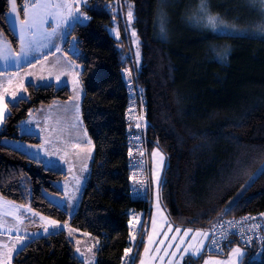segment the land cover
Instances as JSON below:
<instances>
[{
    "label": "trees",
    "instance_id": "trees-1",
    "mask_svg": "<svg viewBox=\"0 0 264 264\" xmlns=\"http://www.w3.org/2000/svg\"><path fill=\"white\" fill-rule=\"evenodd\" d=\"M109 1L91 0L93 5L85 8L89 21L71 31L80 49L73 56L82 65V115L95 145L76 212L71 216L51 197L63 193L58 181L67 176L64 171L3 141L10 137L40 142L34 134L20 133L21 121L43 104L69 99L68 86L28 83V97L8 101L10 111L0 130V195L99 239L97 264H123L126 248L131 249L130 264H138L145 231L142 228L133 239L131 221L136 212H151L152 183L146 197L132 196L128 136L134 127L126 117L130 93L124 70H133L146 116L148 154L160 148L167 156L161 196L172 219L210 227L224 217L263 210L264 174H257L250 185L249 178L264 165V32L259 31L264 21L247 11L246 31L219 33L194 20L199 0H131L141 37L138 68L129 49L120 45L123 41L110 32L114 15L106 5ZM212 1L226 12L234 2ZM9 8V0H0V31L16 46ZM202 259L188 264H201ZM13 264L82 260L75 242L61 229L30 239ZM245 264H264V251L261 259L247 256Z\"/></svg>",
    "mask_w": 264,
    "mask_h": 264
},
{
    "label": "rangeland",
    "instance_id": "rangeland-1",
    "mask_svg": "<svg viewBox=\"0 0 264 264\" xmlns=\"http://www.w3.org/2000/svg\"><path fill=\"white\" fill-rule=\"evenodd\" d=\"M255 1L234 0L233 5L228 7L229 12L221 11L212 0L207 1L208 14L218 17L222 25L228 27L218 25L216 30L208 27L206 19L205 21L200 20L199 5L195 6L198 8L194 13V20L202 22L209 29L219 33L246 31L248 29L246 28L247 11L260 14L264 21V10H262L264 6L258 0ZM26 2L27 0H24L23 4ZM69 2L75 5V0H69ZM23 4H20L17 0L18 9H21ZM91 5H93L91 0H86L85 3L79 5L80 12L88 17V19H84L79 23L89 21L90 15L85 8ZM106 5L114 15V24L110 26V32L115 38L123 41L120 45L125 49H129L128 51L134 59V67L140 68L142 62L141 37L134 24L136 14L133 1L112 0L107 2ZM129 11L132 12L131 20L128 18ZM233 13L235 14L233 15ZM7 19L18 36V43L15 46L5 31L2 30L0 31V45L6 43L8 46L5 50L6 54L10 51L14 57L20 51L19 22L24 19L23 11L19 10L18 13H11L9 8ZM76 24L73 23L70 27L62 29L57 37L48 42V47L42 48L39 52H33L27 57H21L18 64L12 60L0 59L2 69L0 71V94L4 95L6 103L8 101L15 102L11 96L14 91L19 90L24 97H28V83L36 85L55 84L57 87L68 86L71 90V109L66 108L71 111V117L62 125L59 123L51 125L45 116L41 120L32 119L27 121L33 110L30 111L28 117L21 121L20 133L29 134L32 132L41 140L40 142H28L22 138L10 137H4L3 139L5 143L26 151L31 157L43 160L48 167L59 169L67 174L66 177L58 181L63 193L60 195L52 194L51 197L56 203L65 207L71 216L74 215L80 204L84 188L89 179L93 158L92 148L95 147L88 131L87 137L83 136L84 128L83 123H81L83 121H80L79 102L80 97L84 96L85 89L81 79L82 65L73 56L78 55L80 51L77 38L71 35V31ZM50 26L51 21L46 27ZM73 37L76 38L75 42H73ZM53 45L58 46L60 50L57 51ZM137 52H139V56H137ZM129 69L131 72L133 71L130 67ZM21 84L23 89H20ZM5 89H7V92H5ZM9 111L7 104L3 120L0 121V130L3 129ZM69 197L72 198L69 199ZM17 217L20 219L17 220ZM41 217L46 219H41ZM50 221H57L60 227L51 228ZM45 227H49L48 232L44 231ZM61 229H66L68 235L69 231L72 232L69 237L75 242V253L81 260H88L91 264H97L96 249L100 245L99 239H95L90 233L80 232L77 228L72 227L69 222H62L41 214L34 211L28 204L18 203L0 195V253H3L0 260H3L4 264H13L17 251L13 250L9 253L8 250L13 247L18 239L23 238L24 247L33 237L46 235ZM97 241H99V244H97ZM77 248L80 249L79 252H77ZM89 249L92 251L90 252ZM81 253H83V256H81Z\"/></svg>",
    "mask_w": 264,
    "mask_h": 264
},
{
    "label": "crops",
    "instance_id": "crops-1",
    "mask_svg": "<svg viewBox=\"0 0 264 264\" xmlns=\"http://www.w3.org/2000/svg\"><path fill=\"white\" fill-rule=\"evenodd\" d=\"M1 70L2 69L0 67V71ZM83 98L84 96L80 97L79 112H81L80 121H83L81 122L83 123L84 128L83 136L87 137L88 130L82 115ZM4 103H6V99H4ZM6 104H8V102ZM66 108L71 109V97L69 99H56L50 103L41 105L40 107L33 110V112L27 118V121H31L32 119L41 120V118L45 116L48 118L47 120L51 125H56V123L62 125V123L68 121L71 117V111ZM43 112L44 114H42ZM29 134H32V132ZM88 135L89 137H91L90 134ZM92 142L94 143L93 139ZM94 152L95 147L92 148L93 157ZM153 153H155V155H153ZM149 164L151 166L152 175V188L150 191V198L152 200L151 212L147 216L144 212H136L134 213L131 221V228L134 239H136L138 232L142 228H144L145 231V245L138 264H141L142 260L144 261V264H188V260H197L200 257H203L201 264H205L206 260H208L210 264H212V262L214 261H223L224 264H233V261H235V264H245V252L242 247L237 245L235 242L230 243L228 250L224 254L208 253L207 246L211 238L214 226H186L178 224L172 219L161 196L162 180L167 164L166 154L160 148L154 149L149 155ZM153 221L155 223H153ZM177 227L181 228L180 233L175 232V229ZM187 228L200 230V232L209 233L210 235L206 238L203 235H198L196 232H191L188 234V236L184 237L183 230ZM173 237H175V239H173ZM181 237H183V242L181 241ZM201 241H204V248L200 256L184 255L183 257H181V253L177 252V249L175 247L177 244H180L181 250L185 247H188L189 245H191L193 248H200ZM237 247L241 249L242 255L239 257L230 255L232 249ZM146 248L148 249L147 252L145 251ZM173 252H177V255L175 257L171 255V253Z\"/></svg>",
    "mask_w": 264,
    "mask_h": 264
},
{
    "label": "snow or ice",
    "instance_id": "snow-or-ice-1",
    "mask_svg": "<svg viewBox=\"0 0 264 264\" xmlns=\"http://www.w3.org/2000/svg\"><path fill=\"white\" fill-rule=\"evenodd\" d=\"M86 0H75V5L73 3H70L69 0H27L26 3H24L21 7V9H18L17 6V0H9L10 4V12L11 13H18L19 10L23 11L24 19L20 20L19 22V43H20V51L15 54L13 57L11 52H7V44L4 43L3 45H0V59L3 60H12L14 63H19V60L21 57H27L31 55L33 52H39L42 48L48 47V42H51L54 37H57L58 34L61 32L62 29H65L67 27H70L73 23H79L84 19H88V17L84 16L79 9V5L81 3H85ZM259 3L264 6V0H259ZM264 10V9H262ZM198 13L200 16L201 21H205L208 27L212 28L213 30L217 29L218 25H222V22L219 21L218 17H214L208 14L207 11V0H199V8ZM128 18L131 20L132 18V12H128ZM51 21V26L46 27V25H49ZM222 27H228L227 25H222ZM161 33L164 34V26L163 21L161 22ZM259 31L264 32V28H260ZM135 35V33H133ZM76 38L73 37V42H75ZM53 47H56L57 51H59V47L56 45H53ZM137 56H139V52H137ZM127 71V70H126ZM130 74V73H129ZM78 84V81L76 82ZM20 89H23V85H20ZM26 91V89H24ZM5 92H7V89H5ZM12 100H14L16 103H18L20 100L24 99L22 93L18 91H14L11 94ZM7 108V104L4 103V95L0 94V121L3 120V117L5 115V109ZM131 155V153H130ZM155 155V153H153ZM257 174H264V165H261L260 168L257 169L256 173H253L252 176L249 178V185L251 182H254L255 178L257 177ZM72 197H69L71 199ZM231 204V202H230ZM20 218L17 217V220ZM41 219H46L44 217H41ZM245 219H252L251 217H246ZM22 222V221H21ZM153 223H155L153 221ZM231 224V221H229ZM50 227L51 228H58L60 225L57 221H50ZM171 227V226H169ZM45 232L49 231V227L44 228ZM176 233L181 232V228L177 227L175 229ZM196 232L198 235H203L206 238L210 235L209 233L200 232V230H194L191 228H187L183 230L184 237L188 236L189 233ZM72 235V232L69 231V236ZM134 239V237H133ZM175 239V237H173ZM222 239H227V233H222ZM251 238H249L250 240ZM181 241L183 242V237H181ZM97 244H99V241H97ZM211 244L219 247V242L215 239L211 240ZM5 247H7L5 245ZM23 247V238H20L16 241V243L13 245L11 249H9V253H11L13 250L19 251L22 250ZM177 252L181 253V257L184 255L188 256H200L201 252L204 248V241H201V247L200 248H193L191 245L188 247H185L181 250L180 244H177L176 246ZM80 249L77 248V252H79ZM91 252L92 250L89 249ZM145 251L147 252L148 249L146 248ZM177 252L171 253L173 257L177 255ZM131 253L130 248L124 249V256L129 257V254ZM3 253H0V256H2ZM232 256L239 257L242 255L241 249L239 247L233 248L231 254ZM81 256H83V253H81ZM0 264H4L3 260H0ZM82 264H91L88 260H82ZM141 264H144V261H141ZM205 264H210L208 260L205 261ZM212 264H224L223 261H214ZM233 264H235V261H233Z\"/></svg>",
    "mask_w": 264,
    "mask_h": 264
},
{
    "label": "built area",
    "instance_id": "built-area-1",
    "mask_svg": "<svg viewBox=\"0 0 264 264\" xmlns=\"http://www.w3.org/2000/svg\"><path fill=\"white\" fill-rule=\"evenodd\" d=\"M124 78L130 93L126 117L134 127V131L128 136L130 189L133 197L144 198L148 195L151 185L148 150L143 132L145 116L141 112L133 73L129 68L124 70ZM246 217L252 219H245ZM224 232L227 233V239H222ZM249 238L251 239L249 240ZM213 239L219 242V247L211 244ZM232 242L242 247L246 256L250 255L251 258L256 259L262 258L264 251V209L237 216H228L219 220L214 226L208 242V253L224 254ZM130 260L131 256L130 258L124 257L123 264H130Z\"/></svg>",
    "mask_w": 264,
    "mask_h": 264
}]
</instances>
